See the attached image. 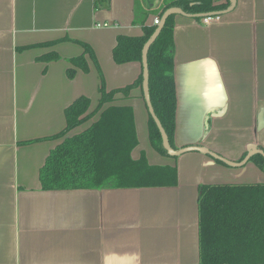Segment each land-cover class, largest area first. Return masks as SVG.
<instances>
[{
    "label": "crops",
    "instance_id": "crops-1",
    "mask_svg": "<svg viewBox=\"0 0 264 264\" xmlns=\"http://www.w3.org/2000/svg\"><path fill=\"white\" fill-rule=\"evenodd\" d=\"M171 1L138 0L148 13L144 25L160 23ZM215 2L229 3L218 21L174 16L173 149L200 146L239 163L254 149L264 154V0H235L228 11L230 0ZM120 35H142L135 0H0V264H198L199 187L264 183V170L251 161L234 168L199 152L159 154L135 88L113 103L133 110L138 145L131 157L176 166L177 186L41 189L39 170L63 139L37 140L64 129V110L77 98L87 97L90 109L99 99L88 56L87 73L67 76L70 59L83 53L79 42L94 53L107 91L137 79L139 63L113 61ZM49 52L59 59L38 61Z\"/></svg>",
    "mask_w": 264,
    "mask_h": 264
},
{
    "label": "trees",
    "instance_id": "trees-1",
    "mask_svg": "<svg viewBox=\"0 0 264 264\" xmlns=\"http://www.w3.org/2000/svg\"><path fill=\"white\" fill-rule=\"evenodd\" d=\"M228 4L218 5L215 0H173L164 7L163 12L170 7H178L186 14L197 16L225 10ZM147 16L145 11H139L138 0H135V23L141 25L142 35L118 36L112 50L114 63L137 62L141 66L143 46L157 27L144 25ZM173 30L174 15L167 18L147 54L151 104L172 148L176 111ZM58 42L38 46H53ZM79 45L83 53L70 59L72 67L67 70V76L72 78L77 68L87 73L88 56L99 74V99L97 105L90 109L91 101L87 97L77 98L64 110V129L56 135L37 140L63 139L49 153L39 170L41 189L60 191L176 187V166L150 165L144 155L132 159L131 152L138 145L133 110L130 106L113 104L118 94L128 98L132 89L142 90V66L133 83L107 91L94 53L86 44L79 42ZM58 59L55 52H49L40 56L38 61L50 63ZM95 116L97 119L82 132L68 136L72 130ZM148 136L152 148L168 156L149 114ZM249 161L264 170L263 155H254ZM216 162L223 164L220 160ZM198 248V264H264V183L200 186Z\"/></svg>",
    "mask_w": 264,
    "mask_h": 264
},
{
    "label": "water",
    "instance_id": "water-1",
    "mask_svg": "<svg viewBox=\"0 0 264 264\" xmlns=\"http://www.w3.org/2000/svg\"><path fill=\"white\" fill-rule=\"evenodd\" d=\"M234 4H235V0H230V7L227 9V11L230 10L234 6ZM220 14H222V12L200 14V15L195 16V15L186 14L181 8H178V7H170L164 11V13L161 16V21H160L159 25H157L155 31L151 35L150 39L144 44L143 49H142V59H141L142 77H143L142 93H143V98H144V101L146 104L148 114L153 119V121H154V123H155V125H156V127L160 133L162 148L166 151L168 156L175 158V157H179L185 153L199 152V153L205 154V155H207V156H209L215 160H220L225 165H227L229 167L238 168V167L244 166L249 161V159L251 157H253L254 155L259 154V155H263V157H264L263 152L260 150L254 149L252 151H249L241 162L235 163V162H231L229 160H226V159L218 156L214 152H211L208 149H206L204 147H200V146H191V147L183 148L181 150H175L171 147L169 140H168V136H167L166 132L164 131L163 127L161 126L158 118L155 115L154 109H153L152 104H151L150 96H149V71H148V64H147V54H148V50H149L150 46L154 43V41L159 36V34L162 30V27H163L165 21L167 20V18L172 16V15H174V16L175 15H181V16H187V17L203 18L206 16L220 15Z\"/></svg>",
    "mask_w": 264,
    "mask_h": 264
},
{
    "label": "built area",
    "instance_id": "built-area-1",
    "mask_svg": "<svg viewBox=\"0 0 264 264\" xmlns=\"http://www.w3.org/2000/svg\"><path fill=\"white\" fill-rule=\"evenodd\" d=\"M202 22L204 24H208V23H211V22H214V21H218L219 20V17L216 16V15H212V16H206V17H203L201 18ZM153 25H159V20L158 18H156L153 22Z\"/></svg>",
    "mask_w": 264,
    "mask_h": 264
},
{
    "label": "rangeland",
    "instance_id": "rangeland-1",
    "mask_svg": "<svg viewBox=\"0 0 264 264\" xmlns=\"http://www.w3.org/2000/svg\"><path fill=\"white\" fill-rule=\"evenodd\" d=\"M263 119H264V118H263ZM89 123H90V122H89ZM259 128H260V126H259ZM242 160H243V159H242ZM242 160H241V161H242ZM241 161H240V162H241ZM248 162H249V161H248Z\"/></svg>",
    "mask_w": 264,
    "mask_h": 264
}]
</instances>
